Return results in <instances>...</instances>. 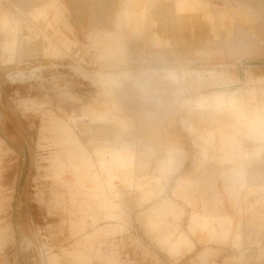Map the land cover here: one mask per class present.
I'll use <instances>...</instances> for the list:
<instances>
[{"label": "rangeland", "instance_id": "obj_1", "mask_svg": "<svg viewBox=\"0 0 264 264\" xmlns=\"http://www.w3.org/2000/svg\"><path fill=\"white\" fill-rule=\"evenodd\" d=\"M52 1L0 0V44L16 37L0 45V264H264V208L246 203L258 172L225 238L192 223L212 167L231 202L219 176L231 118L213 95L264 102V0ZM53 121L74 140L60 143ZM108 151L115 167H102ZM70 152L88 160L81 181Z\"/></svg>", "mask_w": 264, "mask_h": 264}, {"label": "crops", "instance_id": "obj_2", "mask_svg": "<svg viewBox=\"0 0 264 264\" xmlns=\"http://www.w3.org/2000/svg\"><path fill=\"white\" fill-rule=\"evenodd\" d=\"M187 1H193L197 4H203L209 6V4L213 3L212 0H178L180 3H184ZM228 3H234L241 5L243 3L242 0H228ZM219 5L220 3H215ZM55 5V0L50 3V7ZM124 11V10H123ZM45 11H41L39 15H42ZM44 15V14H43ZM42 15V16H43ZM60 12L55 9L54 20L59 18ZM40 16V17H42ZM4 29H10L7 25L3 26ZM8 34V32H5ZM104 36H112V34L104 33ZM16 43V37L13 35L10 43L7 41H2L0 45L3 48H9L11 51L15 50L14 45ZM27 45V43H26ZM27 48V47H24ZM23 50V49H22ZM111 74V73H110ZM250 102L246 101L247 108L244 110L242 106L238 103L236 105L229 104L228 99H225L222 94H215L214 102L215 104L225 105L226 113L229 118H231V129L225 131L223 136L221 137V156L220 159L222 162H227V167L221 169L219 171V176L223 181L222 188L225 191L231 202H224L219 194L218 186L216 185V168L212 167L209 176L204 181V189L207 192L208 196L205 199H202V213H194L192 215V223L200 224L202 227L208 230L210 235H218L219 237L225 238L228 233V227H225L226 221L229 219V213L232 211L234 207L238 204L237 196L242 188L249 184L251 179H254V172H258V179L260 181L261 189L257 192V197L254 198V201H246L249 206L251 213L254 212V205L260 209L264 208V102L263 101H255L254 91L251 89L250 93ZM205 100V99H204ZM203 101V100H202ZM201 100L198 104H201ZM52 127L56 130L57 140L60 143H68L71 140H74V137L66 132V126L64 123L59 121H53ZM206 142L211 141V138H205ZM110 155L109 160L101 161L102 167L106 166H114L115 167V151H108ZM103 155V152H99ZM252 156L256 159L253 166L250 168L241 165L242 158L247 156ZM69 157H79L81 160V164L72 163L76 172L80 175L78 180L81 181L82 177L88 175L89 163L86 157L83 155L74 154L73 152L69 153ZM167 160L170 162L171 158L168 155ZM239 160V161H238ZM241 160V161H240ZM59 168V167H58ZM117 174L112 173L111 177H116ZM93 180L95 182L94 188L98 191L92 193L95 197L99 195V191L102 190L101 184L98 181L96 176H93ZM99 204H103L100 199H97ZM169 204L168 201H162L157 206H155L152 210V214L158 217H161L165 214V208ZM89 207L85 209V212H88ZM263 214V212H261ZM93 217V216H92ZM94 219V218H93ZM163 221L162 219H159ZM104 232H110V230H96L93 234L99 235ZM236 236L240 235V232L236 231ZM188 242L187 238L184 234H180L173 244L172 249L177 250L178 246L181 243ZM260 249V248H258ZM242 252L240 253L239 259L243 258L244 253L246 252V246L242 245ZM82 257H87V255H81ZM108 260L111 264H118L115 256H109ZM51 264H55V256L53 255L50 259ZM81 264H87V262H82Z\"/></svg>", "mask_w": 264, "mask_h": 264}]
</instances>
